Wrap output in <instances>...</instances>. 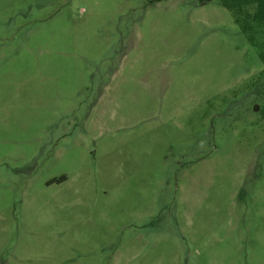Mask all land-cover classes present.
<instances>
[{
  "label": "rangeland",
  "instance_id": "374dc122",
  "mask_svg": "<svg viewBox=\"0 0 264 264\" xmlns=\"http://www.w3.org/2000/svg\"><path fill=\"white\" fill-rule=\"evenodd\" d=\"M0 264H264V57L220 0H0Z\"/></svg>",
  "mask_w": 264,
  "mask_h": 264
},
{
  "label": "trees",
  "instance_id": "16d2710c",
  "mask_svg": "<svg viewBox=\"0 0 264 264\" xmlns=\"http://www.w3.org/2000/svg\"><path fill=\"white\" fill-rule=\"evenodd\" d=\"M220 2L232 12L240 30L251 44L257 46L263 59L264 43L259 40L257 33L264 31V0H220Z\"/></svg>",
  "mask_w": 264,
  "mask_h": 264
},
{
  "label": "crops",
  "instance_id": "0c3cea01",
  "mask_svg": "<svg viewBox=\"0 0 264 264\" xmlns=\"http://www.w3.org/2000/svg\"><path fill=\"white\" fill-rule=\"evenodd\" d=\"M204 2V1H203Z\"/></svg>",
  "mask_w": 264,
  "mask_h": 264
}]
</instances>
